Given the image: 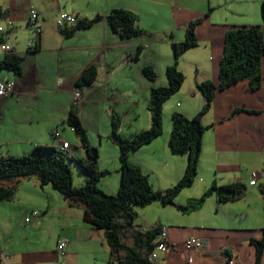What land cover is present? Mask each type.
<instances>
[{"label":"crops","instance_id":"0c3cea01","mask_svg":"<svg viewBox=\"0 0 264 264\" xmlns=\"http://www.w3.org/2000/svg\"><path fill=\"white\" fill-rule=\"evenodd\" d=\"M59 2L0 0L7 16H0L4 30L0 46L22 57L19 75L0 70V82L10 91L0 97V156H21L36 145H52L57 132L73 160L85 158L76 136L65 125L71 108L77 107L89 143L98 151V169L111 177H103L99 187L115 194L120 163L119 149L108 142L112 116L119 120L123 138L149 129L151 88L167 86L166 68L176 64L185 80L163 104L162 136L128 156L156 184L154 189L173 186L184 174L187 158L168 147L171 115L192 118L201 110L204 100L197 85L219 82L226 30L233 25H257L264 30V0H71V12H61L90 19L105 16L113 8L128 10L136 14L141 30L132 39L112 33L104 21L70 36L63 34L70 30L55 24L62 9ZM32 9L41 28L38 36L28 27ZM192 22H197V46L175 61L171 45L184 41ZM29 46L38 49L29 51ZM5 54L0 48V60ZM91 65L97 68V79L78 92L75 81ZM144 68L155 72L154 82L144 76ZM75 92L80 94L77 106ZM202 124L206 129L195 183L180 193L182 199L176 204L182 205L183 197L187 201L199 198L213 184H241L246 195L228 203L210 195L188 214L155 202L137 210V224L167 227L169 249L159 264H256L251 241L260 239L264 229V57L260 89L249 90L246 82L216 89ZM65 128L74 135V146L61 134ZM253 175L255 184L250 185ZM85 179L84 175L74 186H82ZM163 180L169 185L161 187ZM12 186L16 187L13 198L0 202V264H112L103 232L85 221L81 204L70 205L50 185L40 186L37 179L0 183L1 188ZM195 186L200 193L193 190ZM33 211L39 216L26 223ZM179 213L190 216L181 218ZM191 239H199L202 247L184 248L183 243ZM62 241L67 245L59 251L57 245ZM260 264H264V253Z\"/></svg>","mask_w":264,"mask_h":264},{"label":"trees","instance_id":"16d2710c","mask_svg":"<svg viewBox=\"0 0 264 264\" xmlns=\"http://www.w3.org/2000/svg\"><path fill=\"white\" fill-rule=\"evenodd\" d=\"M99 21H104L109 30L122 39L136 38L141 34L136 14L122 8H113L105 16L77 18V26L67 28L70 31H63V34L70 36L74 31L90 28ZM196 23L189 24L183 42L171 45L175 61L186 51L197 46L194 32ZM37 49L38 46L28 47L29 51ZM263 57L264 30L260 26L233 25L226 30L218 74L219 82L206 81L197 85L204 100L201 110L192 118H186L180 113L171 115L172 127L168 147L175 154L185 155L187 161L182 177L164 191L154 189L148 175L130 163L128 156L162 135L163 104L181 89L185 80L176 64L166 68L167 86L151 88L148 107L151 120L149 129L136 133L130 139L123 138L119 134V120L112 116L108 139L118 147L120 163V182L115 194H107L99 187L100 180L108 171L98 169V151L90 145L87 132L74 107L69 111L65 125L76 136L79 148L85 152V158L73 160L68 148L62 149L54 144L56 140L53 134L52 145H36L21 156L1 155L0 183L7 181L17 183L21 179L36 176L40 186L50 185L70 205L78 203L83 206L85 221L103 232L111 263L159 264V261L157 263L149 261V255L155 247L158 229L162 225L152 227L137 224L139 208L156 202L163 207H175L188 214L197 210L210 195H215L220 203L234 202L246 195L247 189L244 185L213 184L199 198L189 199L185 205L176 204V198L183 189L192 186L197 176L202 137L206 129L202 124V118L211 108L215 90H224L242 82L247 83L249 90L260 89L263 82ZM21 62L22 57L6 53L0 60V70H9L19 75ZM143 74L151 82L156 80V74L150 68H144ZM96 79L97 68L91 65L77 78L75 89L80 92L91 86ZM71 162H75L86 177L80 187L73 184ZM15 191V186L0 187V202L10 201ZM261 235L260 239L251 241L256 249V264H260V258L264 253V229Z\"/></svg>","mask_w":264,"mask_h":264},{"label":"built area","instance_id":"2783aa9c","mask_svg":"<svg viewBox=\"0 0 264 264\" xmlns=\"http://www.w3.org/2000/svg\"><path fill=\"white\" fill-rule=\"evenodd\" d=\"M0 16L7 19V16L5 14L4 8L0 7ZM8 24L10 27H13V24L11 21H8ZM55 24L58 28H75L77 26V18L73 15L61 13L55 20ZM28 27L36 34L39 35L41 32V28L37 21V12L35 10H30V21L28 24ZM0 33H4V30L0 28ZM1 50L3 52H8L10 48L4 44L0 46ZM9 89L7 88L6 84L3 82H0V97H5L9 94ZM80 100V94L78 92H75V103H79ZM54 138L56 140L57 146H59L62 149H67L69 146L66 142L62 141L59 136L57 135V132L54 133ZM254 175L252 180L250 181V185H254ZM39 216L38 211L31 212L30 216L25 218V222L28 223L31 221V219H35ZM152 227H155L154 225H151ZM159 234L157 237V241L155 244L154 249L149 255V261L153 263H157L160 260V257L164 255L167 250L169 249L168 240H167V227L161 226L158 229ZM67 245L66 241H62L57 245V249L59 251L63 250V248ZM183 247L191 250V249H198L202 247V243L199 239H191L187 240L183 243Z\"/></svg>","mask_w":264,"mask_h":264},{"label":"rangeland","instance_id":"374dc122","mask_svg":"<svg viewBox=\"0 0 264 264\" xmlns=\"http://www.w3.org/2000/svg\"><path fill=\"white\" fill-rule=\"evenodd\" d=\"M60 2H59V5H60V8H62L60 11H59V13H61V12H71L70 11V9H71V7L73 6L72 4V2H71V0H59ZM119 1H125V0H119ZM229 3L230 4H235V3H232L231 1H229ZM220 8H223V6L222 7H220ZM165 12H167L168 10H164ZM261 11H262V5H261ZM164 12V13H165ZM218 12V11H217ZM170 13V12H169ZM49 15H51V14H49ZM166 15H167V13H166ZM108 27V26H107ZM30 32H32V31H30ZM73 95H74V93H73ZM74 98V97H73ZM74 100V99H73ZM75 103V102H74ZM75 106H77L76 105V103L74 104ZM76 110H77V107H74ZM122 121H123V118H122ZM162 121H163V115H162ZM62 127V126H61ZM107 127H109L108 125L106 126L105 125V128H107ZM63 136H65V138H66V140L69 142V144L71 145V146H74L75 144V139H74V135L72 134V133H70V131H69V129H67V128H65V131L64 132H62L61 133ZM162 134H163V132H162ZM162 136V135H161ZM160 136V137H161ZM160 137H158V138H160ZM157 138V139H158ZM73 141H74V143H73ZM103 142H105V141H103ZM109 142V144H113L110 140L108 141ZM55 145H57V143L55 142L54 143ZM116 148H117V150H118V147L116 146ZM131 154H133V153H131ZM70 166L72 167V180H73V184H78V183H80L81 181H82V178H83V176H84V173H83V171L79 168V167H77V165L76 164H74V163H70ZM111 174H113V172H109V175H111ZM114 176H115V173L113 174ZM112 175V176H113ZM105 177V176H104ZM119 177H120V174H119ZM37 177L36 176H34L32 179H36ZM106 179H111V177L110 176H108V177H105ZM169 183L170 182H168L167 180H163V181H161L160 182V186L161 187H166L167 185H169ZM194 183H195V180H194ZM150 184L151 185H154V186H156V184H152L151 182H150ZM198 186H200V185H198ZM198 186H195L194 187V191L198 194V193H200L199 192V187ZM191 189V187L190 188H186V189H183L182 191V193H184V192H188L189 190ZM182 196L183 195H179V197L176 199V202H180L181 201V199H182ZM190 197H194V196H190ZM189 198V197H188ZM187 198V199H188ZM186 199H185V197H183V200H182V205H184V203H186ZM147 208V207H146ZM168 209V208H167ZM171 210H174V209H171ZM174 212H176V211H174ZM179 216L181 217V218H189V216L190 215H181L180 213H179ZM112 264H117L116 262H113Z\"/></svg>","mask_w":264,"mask_h":264}]
</instances>
